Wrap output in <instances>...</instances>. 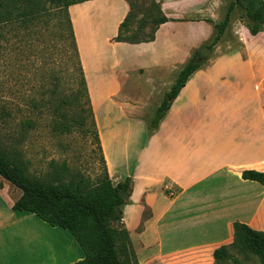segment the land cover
Here are the masks:
<instances>
[{"label": "crops", "instance_id": "crops-1", "mask_svg": "<svg viewBox=\"0 0 264 264\" xmlns=\"http://www.w3.org/2000/svg\"><path fill=\"white\" fill-rule=\"evenodd\" d=\"M156 2L171 21L195 15L202 19L194 23H166L159 27L152 43L113 42V47L129 53L124 59L109 60L107 70L98 58L99 50L94 54L97 65L90 66L86 60L72 17L77 44L109 176L114 184L127 178L133 180L123 225L135 252L138 249L134 239L145 244L143 239H159L162 253L165 251L162 239H181L180 242L190 246L170 250L167 255L207 250L215 263L214 252L234 243L235 223L264 232V187L242 178L246 171L264 173V33L253 37L246 28L239 39L241 50L208 60L189 80L153 135H146L143 118L130 119L125 129H120L117 118H112L111 125L106 127L110 131L107 138L103 133L101 96L113 102L127 90L129 80L136 77L149 84L146 106L156 102L159 106L179 72L193 58L194 49H199L213 33V27L203 19L208 16L216 21L209 16L210 0ZM216 3L214 0L213 5ZM92 4L94 1L72 6L71 16L76 8L87 9ZM120 8L122 23L130 8L128 4ZM120 23L114 36L118 35ZM182 26L196 31V41L192 40L191 46L171 39L159 45L163 32L176 33ZM96 44L99 47V42ZM176 71L172 82L170 75ZM153 72L162 78L148 83L147 78ZM106 115L114 117L116 112L109 110ZM138 127L148 139L133 159L130 144L128 148L121 144V133L126 132L130 143L131 133ZM115 146L122 154L121 174L115 167L118 159L113 154ZM21 197L20 190L0 178V264L82 262L85 255L73 236L67 235L68 231L49 226L35 214L12 210ZM49 232L58 234L55 236L60 239H48L45 234Z\"/></svg>", "mask_w": 264, "mask_h": 264}, {"label": "rangeland", "instance_id": "rangeland-1", "mask_svg": "<svg viewBox=\"0 0 264 264\" xmlns=\"http://www.w3.org/2000/svg\"><path fill=\"white\" fill-rule=\"evenodd\" d=\"M4 1L12 8L14 16L19 14L21 8H24L27 13L35 11L36 16L35 18L31 17L32 14L28 16L27 23L19 17L0 30V150L12 161L23 165L30 178L45 185L68 184L75 180L83 181L88 188L93 189L104 178L108 168L93 106L91 112V107L85 103V99L76 98L80 88L77 72L78 60L72 49V42L68 39L62 8L52 4L49 0H18L15 4L12 0ZM154 1L156 2V0L98 1L96 5L105 10L103 15L93 14V6H90L87 9L85 7L76 8L71 16V7L69 8L68 13L74 35L72 17L75 24L87 26L88 32L95 39L93 55L85 53L90 66L97 65V58L94 56L96 50H99L98 58L102 61L101 64L105 70H107L109 60L113 57L124 59L129 53L124 48L112 46L113 39L116 37L114 36L115 29L123 17L121 8L118 9L119 6L123 7L129 3L134 6L136 20L132 25L131 33H137L138 37L145 39L153 36L156 30L153 21L154 18L159 17L153 6ZM210 2L207 9H211L209 16L216 20L210 24L214 27L215 24L224 21L232 0H217L216 5H213L214 0ZM244 3L248 7L251 5L253 10L260 6V0H244ZM242 13L243 11L236 10L232 14L229 36L223 38L205 61L211 60L215 55L240 50L239 39L246 29ZM201 19L195 15L186 17L181 22L194 23L200 22ZM203 19L205 22L210 20L208 16ZM142 20L147 22V27L144 31L137 32ZM194 31L182 26L176 33L163 32L159 45L171 39L178 44L186 43L191 46V41H196V31ZM208 40L199 49H194L193 57L200 50H204L202 48L210 43ZM97 42H99V47ZM183 52L184 50L180 54ZM78 54L84 71L79 48ZM139 60L143 61L144 58ZM149 76L152 77L147 78L148 83L162 78V75L155 72ZM176 76L177 71L170 75V81L173 82ZM143 82L138 81L136 77L129 80L127 90L117 95L113 100L114 103L105 96H101L100 111L105 137L109 136L110 131L106 127L111 125L112 118H117V126L125 129L130 119L136 117L146 121L148 133L146 135L151 136L149 123L159 106L157 102L146 106L149 84L145 80ZM65 100L67 103H64ZM109 110L116 112V115L108 118L106 113ZM27 121L34 124L33 128H25L24 123ZM65 127H68L70 132H65ZM125 134L126 132L121 133V144L123 147L127 145L125 148H128L130 144V155L134 159L136 151L142 148L148 137L139 127L131 133L130 143L126 140ZM113 154L114 158H118L115 167L120 173L123 166L120 149L113 147ZM148 216L149 212L145 217ZM123 219L124 215L122 221L114 223L113 226L123 229ZM67 235L71 237L68 232ZM180 240L162 239L165 250L163 253L158 245L159 239H143L149 245L141 239H134L138 252H135L132 240L131 243L139 264H215L207 250L167 255L170 250H181L190 246ZM231 246H228L230 253L242 264H260L255 256L243 253ZM127 255L129 256V253ZM132 264L135 262L132 261Z\"/></svg>", "mask_w": 264, "mask_h": 264}, {"label": "trees", "instance_id": "trees-1", "mask_svg": "<svg viewBox=\"0 0 264 264\" xmlns=\"http://www.w3.org/2000/svg\"><path fill=\"white\" fill-rule=\"evenodd\" d=\"M16 1L18 0H12V3L15 4ZM49 1L62 8L68 39L72 42V49L78 60L77 72L80 88L77 91L76 98L85 99V103L91 107L92 112L87 80L80 63L76 38L68 10L72 6L95 0ZM153 6L159 14V17L154 18L153 21L156 27L153 36L145 39L138 37L137 33H131L136 15L134 6L129 3L130 11L120 25L118 35L113 39V42L130 45L152 43L155 41V34L160 26L169 22H181L171 21L166 18L157 2L154 1ZM11 9L4 0H0V30L3 26L12 23L19 17L27 23L29 20L28 16H31V14V17L35 18L36 16L35 11L27 13L24 8H21L19 14L14 16ZM236 10L243 11L242 19L245 21L246 28L251 36L256 37L264 33V0H260V6L255 10L252 9L251 5L250 7L245 5L244 0H232L224 21L215 24L212 36L208 40L210 43L202 49L211 53L222 42L224 37L229 36L232 14ZM206 22L209 24L213 23L210 20ZM146 27L147 22L142 20L137 32L144 31ZM239 47L241 50L243 45L240 44ZM201 51L195 54L179 72L170 91L156 109L148 127L151 135L157 132L161 122L170 111L173 102L178 98L189 80L207 62H196ZM64 103H67V101L65 100ZM24 126L27 129H31L34 124L31 121H27ZM65 128V132H70L68 127ZM0 178L22 192V197L12 207L14 212L35 214L49 226L66 230L73 236L85 255V259L77 264H132V261L135 264H139L132 247L129 232L124 227L120 229L113 226L114 223L122 221L124 207L131 200L133 192L132 178H127L118 184H114L107 171L104 178L93 189L88 188L83 181L75 180L68 184L45 185L38 180L30 178L23 165L12 161L1 150ZM242 178L246 181L256 182L264 187V173L246 171L243 173ZM121 193L125 194V198L122 197ZM234 231L235 239L231 247L243 253H250L258 259L260 264H264V232L255 231L241 223L234 224ZM127 253H129V256ZM213 256L215 264H223L225 262L242 264L239 259L232 256L227 246L217 249Z\"/></svg>", "mask_w": 264, "mask_h": 264}, {"label": "bare ground", "instance_id": "bare-ground-1", "mask_svg": "<svg viewBox=\"0 0 264 264\" xmlns=\"http://www.w3.org/2000/svg\"><path fill=\"white\" fill-rule=\"evenodd\" d=\"M99 1H102V0H99ZM97 2L98 1H94V4H92V6H93L92 12L95 15H100V14L103 15L105 10L102 7H99L98 5H96ZM76 32H77V36L80 40V44L82 46L83 51L85 53H87V55H89V54L93 55L95 39H94L93 35L91 36L90 33L88 32L87 26L79 25L76 23ZM40 232H41V230H40ZM49 233L50 234H45V235H48V237H49L48 239H60V238H58L59 236H55L58 234H51L53 232H49Z\"/></svg>", "mask_w": 264, "mask_h": 264}, {"label": "water", "instance_id": "water-1", "mask_svg": "<svg viewBox=\"0 0 264 264\" xmlns=\"http://www.w3.org/2000/svg\"><path fill=\"white\" fill-rule=\"evenodd\" d=\"M210 56V53L208 50H202L198 56V59L196 62H203L205 61L206 59H208ZM122 197L125 198V194L121 193Z\"/></svg>", "mask_w": 264, "mask_h": 264}]
</instances>
